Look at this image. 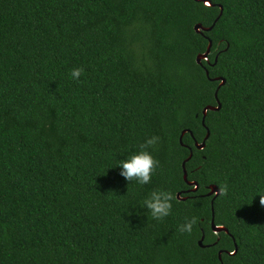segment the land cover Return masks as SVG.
I'll return each instance as SVG.
<instances>
[{
    "label": "trees",
    "instance_id": "obj_1",
    "mask_svg": "<svg viewBox=\"0 0 264 264\" xmlns=\"http://www.w3.org/2000/svg\"><path fill=\"white\" fill-rule=\"evenodd\" d=\"M211 2L0 0V264H264V0ZM151 135L159 167L127 184L111 166Z\"/></svg>",
    "mask_w": 264,
    "mask_h": 264
},
{
    "label": "clouds",
    "instance_id": "obj_2",
    "mask_svg": "<svg viewBox=\"0 0 264 264\" xmlns=\"http://www.w3.org/2000/svg\"><path fill=\"white\" fill-rule=\"evenodd\" d=\"M82 68H73L71 77L78 80L82 74ZM160 142V137L151 135L144 138V140L136 146L135 150L129 153L126 157L118 159L111 167H118L119 174L122 176L127 184L135 181L138 185L149 184L153 175L159 167L158 159L153 155V151ZM173 193L167 190H153L150 192L139 204L140 208L146 209L147 213L157 221L168 217L173 208ZM260 203L264 205V202ZM197 218H186L184 223L179 225L181 233L191 234L194 226L197 224Z\"/></svg>",
    "mask_w": 264,
    "mask_h": 264
},
{
    "label": "water",
    "instance_id": "obj_3",
    "mask_svg": "<svg viewBox=\"0 0 264 264\" xmlns=\"http://www.w3.org/2000/svg\"><path fill=\"white\" fill-rule=\"evenodd\" d=\"M198 1H202V2H204V4H206V5H213L212 4V2H211V0H198ZM219 7H220V9H221V11H220V14L222 13V6L221 5H219ZM219 14V15H220ZM215 23V22H214ZM214 23L213 24H211L210 26H203L202 24H200V23H197L195 26H194V28H195V30L197 31V32H200V33H202L203 31H209V30H211L212 29V27L214 26ZM211 44H212V42L211 41H209V44H208V47H207V50L204 52V53H199L197 56H196V61L199 63V64H201V59H207V56H208V54H209V52H210V48H211ZM206 74H208V71H206ZM212 80H219L220 81V83H219V85H218V88L220 87V86H222V85H224V83H225V79L224 78H222V77H215V78H211ZM218 88L215 90V98H216V101H217V104L216 105H206L203 109H202V124L203 125H205V116H206V114H207V111L208 110H219L220 109V107H221V104H220V101H219V99H218V97H217V91H218ZM190 132V134L192 135V132L189 130V129H184V130H182V132H181V135H180V143L182 144V137H183V135H184V133L185 132ZM209 134H210V131L207 129V132H206V135L204 136V138H203V140L199 143V142H197L196 140L194 141V144H195V146H196V148H198V149H202V148H204L205 147V141H206V139L209 137ZM191 152H190V155L186 158V160L182 163V168H183V178H184V180L186 181V183L188 184V185H190L191 186V191H196L197 190V188H198V184H197V182L196 181H189L188 180V178H187V170H186V168H185V162L191 157ZM208 192L206 193V195L207 196H211V195H213L214 194V197L215 196H217L219 193H220V190H219V188L216 186V185H214V184H210V185H208ZM177 197L178 198H181V199H185V197H180V193L178 192L177 193ZM211 204H212V218H211V228H212V230H213V232L214 233H218V232H220V231H224V232H226V233H229V231H228V229L225 227V226H223V225H216L215 224V222H214V209H213V200L211 201ZM203 239H204V234L202 233V236H201V238H200V240H199V245L200 246H205V245H203V243H202V241H203ZM234 247H235V249L233 250V252H230V254H234L236 251H237V244H236V242H234ZM221 253H222V251H218V257H219V259H220V261H221Z\"/></svg>",
    "mask_w": 264,
    "mask_h": 264
},
{
    "label": "flooded vegetation",
    "instance_id": "obj_4",
    "mask_svg": "<svg viewBox=\"0 0 264 264\" xmlns=\"http://www.w3.org/2000/svg\"><path fill=\"white\" fill-rule=\"evenodd\" d=\"M190 186V185H189Z\"/></svg>",
    "mask_w": 264,
    "mask_h": 264
}]
</instances>
